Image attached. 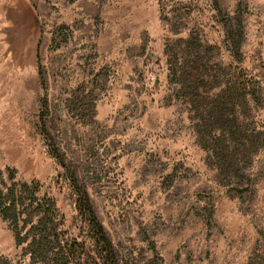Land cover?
I'll list each match as a JSON object with an SVG mask.
<instances>
[{"label": "rangeland", "instance_id": "374dc122", "mask_svg": "<svg viewBox=\"0 0 264 264\" xmlns=\"http://www.w3.org/2000/svg\"><path fill=\"white\" fill-rule=\"evenodd\" d=\"M197 50L262 89L239 103L240 173L177 98ZM0 179L53 198L73 235L87 190L123 261L264 264V0H0ZM12 223L0 211V262L32 264Z\"/></svg>", "mask_w": 264, "mask_h": 264}, {"label": "trees", "instance_id": "16d2710c", "mask_svg": "<svg viewBox=\"0 0 264 264\" xmlns=\"http://www.w3.org/2000/svg\"><path fill=\"white\" fill-rule=\"evenodd\" d=\"M74 2L75 0H70ZM239 47V42H236ZM199 51H196V55ZM193 64L190 57L174 69L178 82L177 98L194 107L198 121L197 134L204 148L217 160L219 168L242 167L237 162L242 134L239 103L249 97L260 100L262 89L257 84L240 78L223 84L219 75L210 73L204 56L198 54ZM218 84V86H215ZM212 86V87H211ZM213 97L209 106V98ZM216 126L214 130H209ZM53 154L62 159L59 150ZM0 179V211L14 224L17 241L27 242L28 258L32 264H138L134 259L123 261L99 220L87 190L76 196V210L81 220L80 232L76 235L62 229L63 219L58 213L55 200L39 197L38 188L14 181L6 191ZM148 238V236H147ZM155 249V243L150 241ZM150 264H162L152 258ZM3 263L9 264L7 259ZM11 264V263H10Z\"/></svg>", "mask_w": 264, "mask_h": 264}]
</instances>
